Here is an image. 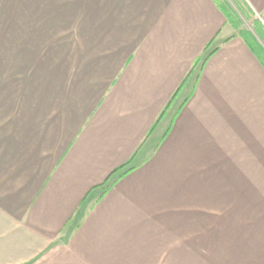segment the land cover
I'll return each mask as SVG.
<instances>
[{"label": "crops", "instance_id": "crops-1", "mask_svg": "<svg viewBox=\"0 0 264 264\" xmlns=\"http://www.w3.org/2000/svg\"><path fill=\"white\" fill-rule=\"evenodd\" d=\"M43 16L0 63V264H264V66L214 0Z\"/></svg>", "mask_w": 264, "mask_h": 264}, {"label": "rangeland", "instance_id": "rangeland-1", "mask_svg": "<svg viewBox=\"0 0 264 264\" xmlns=\"http://www.w3.org/2000/svg\"><path fill=\"white\" fill-rule=\"evenodd\" d=\"M49 1H51V3H49ZM18 2L20 10L22 11L23 9L24 12L26 10H31V8H35L36 10H44L42 12L40 11V15L37 18L38 21L36 23V16H31L30 13H26V16L23 17H17L15 15V9L17 8ZM224 2L235 13V15L238 17V20L240 21L238 29L232 26L236 33H239V30L241 29L248 30L264 47V34L263 36L258 35V33L255 31L256 26L253 24L255 20L259 22L256 16L249 13L248 11H245L241 7L238 0H224ZM49 4H55L56 9L62 8V0H54V2L52 0H0V42H3L1 43L2 46L0 45V63L3 69H7L10 62H13L15 57H23L29 55V51H31V49L21 47L20 39L23 33V37H25V31H30L31 26H34L35 24L39 26V35L44 37V42L48 35H50L52 39L53 36L55 37V35L57 36L62 34V30H60V32L56 34H53L52 32L48 33L46 27H43L47 24L46 17L43 15L46 12ZM20 25H23V28H20ZM5 29L6 31H4ZM68 30L69 28L66 29V31ZM260 36L262 39L260 38ZM23 40H29V38H23ZM12 66L14 65L11 64V67Z\"/></svg>", "mask_w": 264, "mask_h": 264}, {"label": "trees", "instance_id": "trees-1", "mask_svg": "<svg viewBox=\"0 0 264 264\" xmlns=\"http://www.w3.org/2000/svg\"><path fill=\"white\" fill-rule=\"evenodd\" d=\"M218 8L222 11L224 16L226 17V20L236 29L239 28V20L238 17L235 15V13L229 8V6L224 2V0H214ZM253 24L256 26V32L258 35L264 34L263 28H261L260 23L255 20ZM239 34L242 36V38L245 40V42L248 44V46L251 48V50L256 54L262 65L264 66V47L259 43V41L248 31L241 29L239 30ZM261 38V36H260ZM262 39V38H261ZM124 166H121L118 169H121Z\"/></svg>", "mask_w": 264, "mask_h": 264}]
</instances>
